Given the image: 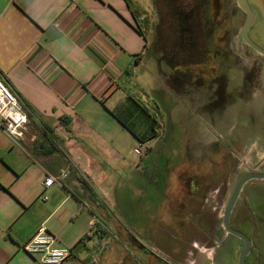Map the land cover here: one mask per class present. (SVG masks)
<instances>
[{
    "label": "crops",
    "instance_id": "obj_1",
    "mask_svg": "<svg viewBox=\"0 0 264 264\" xmlns=\"http://www.w3.org/2000/svg\"><path fill=\"white\" fill-rule=\"evenodd\" d=\"M139 2L145 0H0V72L29 113L20 142L0 130V264H41L26 245L42 224L71 248L63 264L101 262L110 235L101 229L111 231L107 170L117 163L138 171L160 137L144 90L146 80L160 83L161 66L154 55V68L146 67L150 39L135 19ZM207 138L188 151L203 150ZM213 162L195 154L168 165V194L179 187V170L188 168L193 178L191 168ZM48 175L57 179L44 187ZM207 187L193 181L188 191L169 195L172 264L189 262L187 245L178 253L183 239L198 248L193 261L202 264L229 235L216 221L211 234H199ZM223 208L216 213L214 206V218L223 219Z\"/></svg>",
    "mask_w": 264,
    "mask_h": 264
},
{
    "label": "rangeland",
    "instance_id": "obj_2",
    "mask_svg": "<svg viewBox=\"0 0 264 264\" xmlns=\"http://www.w3.org/2000/svg\"><path fill=\"white\" fill-rule=\"evenodd\" d=\"M168 1L139 2L135 14L136 21L150 39L146 56V67L149 70L155 66L154 54H163L156 49L171 48L177 42L175 30L167 35L166 25L163 24L161 28L158 26L159 11L167 16V4L180 5L181 2L191 6L194 2ZM249 2L255 13L250 35L264 47V0ZM198 8L200 14H203L201 5ZM211 8L212 21L216 24L212 41L219 50L218 56L207 63L193 64L192 73L180 72L188 84H182L183 78L177 80L175 94L167 82L172 69L165 61L160 63V83L150 87V81L145 82L144 100L145 103H151L152 109H156V113L151 109L150 115L157 121L160 137L151 151L143 156L138 171L117 163L107 170L109 181L106 184V201L111 231L101 229L104 236L110 233L105 239L108 246L101 262L93 264H122L126 258L127 264H135L133 260H138L139 264H149L147 256H154L160 264H169L171 259L168 246L171 241H176L170 224L169 199L175 196L176 190L188 191L193 181L196 185L208 186L205 190L207 200L205 198L202 202L205 216L200 219L203 230L199 233L205 237L215 230L213 222L222 224V217H214L225 205L238 169L264 170V55L239 37L246 14L238 6L237 0H212ZM166 19H169L168 16ZM200 20L203 25L207 24V18L203 15H200ZM156 30L159 33L156 34ZM195 32L199 38L198 51L202 52L199 54L201 57L205 53L201 49L204 39L211 31L198 27ZM163 36H170V43ZM154 45L159 46H156V51L152 48ZM167 52L170 56L174 55L173 50ZM223 59L226 60L223 64L226 67L218 71L220 77L215 82L210 77L217 74L215 71L220 65L218 61ZM223 72L225 74L221 75ZM145 120L155 121L148 118ZM207 136L203 150L188 151L189 147L199 144L197 139ZM195 154H202L215 162L209 167L191 168L193 178L184 170L188 168L179 170V187L168 194L171 186L167 177L168 165L194 157ZM137 156L135 153L130 154L131 159ZM91 181L92 185L100 187L94 179ZM181 181L186 182L184 186ZM214 206L217 208L216 213L213 211ZM230 221L234 228L252 240V249L245 263L264 264V179L251 180L244 186ZM228 234L214 253L208 255L209 260L204 258L202 264H238L245 244L238 236ZM183 241L182 250L178 253L184 255L187 245L190 252L187 264H197L193 259L197 256L198 248L189 246L188 239ZM173 264L183 263L174 261Z\"/></svg>",
    "mask_w": 264,
    "mask_h": 264
},
{
    "label": "trees",
    "instance_id": "obj_3",
    "mask_svg": "<svg viewBox=\"0 0 264 264\" xmlns=\"http://www.w3.org/2000/svg\"><path fill=\"white\" fill-rule=\"evenodd\" d=\"M180 0H172V2H177ZM193 4H187V5H183L181 4V2H179L180 5H171V3H169V5L167 4V16L169 19H166L167 16L166 15H162L160 14L159 17V22H158V26L161 28L163 27V24L166 25V32L167 35H170L172 31H176L177 32V37L176 40L177 42L175 44H172L171 48H167V47H162V48H158L156 49V46L159 47L158 45H154L152 46L153 50H159L160 52L162 51V56H156V59L159 63H161L162 61H165L166 64L172 69V73L171 76H167V82L168 84L176 90V75L179 74L180 72H183L185 74L187 73H192V68L191 66L195 63L199 64V63H207L209 60L216 58V56H218L219 54V50L216 47V45L213 44L212 38H213V34L216 31V24L213 23L212 21V16H211V12H212V0H193ZM170 2V0L168 1ZM199 5H201L202 10H203V14H200V8ZM192 9V10H191ZM186 11L188 14H190L191 17L189 18H181L178 16V11ZM200 15H203L205 18H207V24H202V20H200ZM165 19V20H164ZM198 27H200L201 29H206L207 31H211L207 37H205L204 39V46L201 49L205 50V53L202 54V56L200 57V53L198 50L200 49L199 46V38L195 32L196 29H198ZM159 33L158 30H156V34ZM164 37V36H163ZM167 42L170 43V36L164 37ZM202 47V45H201ZM155 50V51H156ZM172 52V50L174 51V55L170 56V53H168L167 51ZM166 52V53H165ZM195 55V56H194ZM206 55V57H205ZM177 57H179L180 59H178ZM202 58V59H201ZM220 63V65L217 67V70L215 71V73H217L215 76L210 77L211 79L215 80V82L217 81V79L220 77L218 71L221 69V67H226L225 62L226 60L223 59L222 61H218ZM224 64V65H223ZM174 67H177V69H174ZM225 73H221V75H224ZM166 76V75H165ZM181 78H183L181 76ZM181 81H183V85L188 84L187 79L183 78L181 79ZM125 123V122H124Z\"/></svg>",
    "mask_w": 264,
    "mask_h": 264
},
{
    "label": "built area",
    "instance_id": "obj_4",
    "mask_svg": "<svg viewBox=\"0 0 264 264\" xmlns=\"http://www.w3.org/2000/svg\"><path fill=\"white\" fill-rule=\"evenodd\" d=\"M29 113L18 94L7 84L0 72V130L5 131L14 141L24 139L28 129ZM69 170L62 175L66 176ZM57 177L48 175L43 181L44 187L52 186ZM47 197V196H46ZM98 219H92L95 228ZM29 254L38 257L41 264H63L71 254V248L58 244V237L45 224H42L34 237L26 245ZM100 255L93 260L98 262Z\"/></svg>",
    "mask_w": 264,
    "mask_h": 264
},
{
    "label": "water",
    "instance_id": "obj_5",
    "mask_svg": "<svg viewBox=\"0 0 264 264\" xmlns=\"http://www.w3.org/2000/svg\"><path fill=\"white\" fill-rule=\"evenodd\" d=\"M238 6L245 12V20L240 28L239 37L240 39L254 48L257 52L264 55V47L257 43L250 35V28L255 21V13L249 2V0H237ZM264 170H243L238 172L230 191L227 195L226 202L223 208V227L226 233H231L238 236L244 241V248L239 256L238 264H246L245 260L252 249V240L242 231L234 228L231 224L230 218L234 210L236 202L240 197L241 191L244 185L251 180H263Z\"/></svg>",
    "mask_w": 264,
    "mask_h": 264
},
{
    "label": "flooded vegetation",
    "instance_id": "obj_6",
    "mask_svg": "<svg viewBox=\"0 0 264 264\" xmlns=\"http://www.w3.org/2000/svg\"><path fill=\"white\" fill-rule=\"evenodd\" d=\"M191 10H192V9H191ZM178 16L181 17V18H185V19L191 17L190 14H188L186 11H183V10L178 11ZM159 17H160V14H159ZM249 32H250V31H249ZM247 45H248V44H247ZM175 79H176V83H177V82H178L177 80L181 79V75L177 74L176 77H175ZM177 84H178V83H177ZM243 170H244V169H238L237 172H240V171H243ZM237 174H238V173H237ZM248 182H249V181H248ZM248 182H247V183H248ZM247 183H246V184H247ZM246 184H245V185H246ZM245 185H244V186H245ZM243 189H244V187H243ZM243 189H242V190H243ZM241 192H242V191H241ZM238 199H239V198H238ZM237 201H238V200H237ZM236 203H237V202H236Z\"/></svg>",
    "mask_w": 264,
    "mask_h": 264
}]
</instances>
